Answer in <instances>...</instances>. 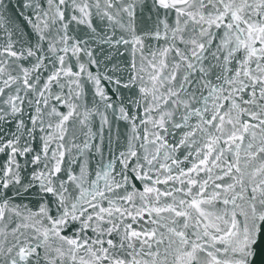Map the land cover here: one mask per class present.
<instances>
[{"label": "snow or ice", "instance_id": "1", "mask_svg": "<svg viewBox=\"0 0 264 264\" xmlns=\"http://www.w3.org/2000/svg\"><path fill=\"white\" fill-rule=\"evenodd\" d=\"M0 264H264V0H0Z\"/></svg>", "mask_w": 264, "mask_h": 264}]
</instances>
